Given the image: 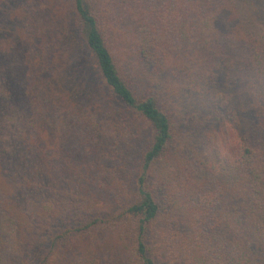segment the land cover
I'll return each instance as SVG.
<instances>
[{
    "label": "trees",
    "instance_id": "obj_1",
    "mask_svg": "<svg viewBox=\"0 0 264 264\" xmlns=\"http://www.w3.org/2000/svg\"><path fill=\"white\" fill-rule=\"evenodd\" d=\"M19 1L29 19L27 26H32L31 34H36L30 37L34 40L36 55L28 83L30 88L22 79L17 82L7 78V73L9 76L12 73L4 57L2 61L6 64L0 69L6 70L1 79H7L5 86H0L7 96V99L0 97V261L10 247L26 249L33 245L35 240H29L28 235L35 237L38 230L43 236L58 220L54 197L43 192L34 180L38 172L44 173L45 166L37 160L45 159L46 150H34L30 136L37 132L43 137L52 132L57 141L73 140L91 146L93 152L106 149L103 135L111 123H104L94 106L82 109L81 103L73 102L75 94L72 95L70 84L63 85L60 80L65 70L52 66L54 48L63 51L59 49L61 40L67 41L69 32L75 29L94 59L102 85L117 103L112 113L120 107L145 121L151 130V140L141 153L131 198L117 212L100 211L89 195V186L85 185L81 189L79 213L60 230L50 229V240L28 264H63L66 255L75 251L78 255L69 264H94L98 255L96 248L102 246L104 238L108 242L113 239L127 264H264V177L259 176L264 172V106L259 108L262 118L256 123L259 131L254 139L255 149L246 137L236 136L231 144L232 154L239 152V155L234 160L219 159L225 164L218 168L210 166L212 173L203 182H210V177H214L212 189L201 194L198 191L205 183L198 182L199 188L188 186L179 182L177 172L176 185L172 182L175 177L172 173H168V178L158 172V164L163 160L168 163L175 153L172 151L175 118L166 104L160 102L156 88H145L138 95L130 86V76H136L137 69L132 71L128 67L131 51L125 45L131 44L138 57H145L150 50L159 56L156 41L164 45L167 41L155 34L156 28L149 22L148 17L154 15L164 24L167 35L174 30L170 45L177 48V40L180 42L189 34L188 22L177 27V17L188 13L190 3L198 0H65L66 9L62 8L53 17H47L40 5L33 11L28 9L26 0ZM117 4L135 16L138 31H135L134 19H130L129 26L134 38L121 34L108 19L113 10L108 7ZM177 5L181 8L177 9ZM207 18L204 16L201 25L202 31L209 32L204 34L209 42L215 33L211 34L212 22ZM68 19L74 28L69 26ZM261 52L260 48L256 49L251 56L255 68L252 89L264 93ZM62 93L64 97L60 96ZM22 96L25 99L20 100ZM230 111L235 110L231 107ZM5 133L13 142L10 153L1 146ZM79 133L85 136L83 140ZM41 141L49 143L42 138ZM181 172L195 175L189 172L185 162ZM54 177L58 178L55 172ZM25 239L31 243H25Z\"/></svg>",
    "mask_w": 264,
    "mask_h": 264
},
{
    "label": "rangeland",
    "instance_id": "obj_2",
    "mask_svg": "<svg viewBox=\"0 0 264 264\" xmlns=\"http://www.w3.org/2000/svg\"><path fill=\"white\" fill-rule=\"evenodd\" d=\"M26 4L33 11L35 6L40 5L47 12V17H53L67 7L65 0H26ZM190 4L188 13H181L177 17V27L188 22L189 30V34L182 37L180 42L177 40V48L170 45L174 30L167 35L164 24L154 15L148 20L156 28L155 34L167 41L166 45L156 41L159 56L150 50L145 57H138L131 44L125 47L131 51L127 58L128 67L132 71L137 69L136 76H130V86L138 95L143 94L145 88H156L160 102L166 104L175 118V147L172 150L175 153L171 154L168 163L163 160L158 164V172L166 176L172 173L175 176L172 182L176 185L178 172L179 182L199 188V184L205 183L203 178L212 173L210 166L218 168L223 163L220 160H225V157L234 160L239 155V152L232 154L231 144L236 141V136L246 137L251 148L255 149L254 139L259 131V124L256 123L262 118L259 108L264 106V93L252 89L255 68L251 56L260 48L264 59V0H198ZM108 8L113 9L108 19L114 28L134 38V31L129 26L132 25L130 19H134L135 31H138L135 16L120 8L119 4ZM178 8L181 6L177 5ZM204 16L212 22L211 34L215 33L209 42L205 40L208 38L204 39L208 30L202 31ZM67 21L74 28L70 19ZM27 23L29 19L23 13L19 0H0V69L6 64L2 61L4 57L12 73L11 77L7 73V78L17 82L22 79L25 86L30 88L28 83L36 55L31 38L36 34H31L32 26H27ZM69 33L67 41L60 42L59 49L63 51L50 50V53L53 50L51 57H54L52 66L57 65L65 70H61L63 76L60 80L63 85L70 84L69 89L72 95L75 94L73 102L81 103L82 109L94 106L102 121L111 123L103 135L106 149L93 152L91 146L73 140L57 141L52 132L43 137L37 132L30 136L34 150H46L43 154L45 159L37 160L45 166L44 173L42 170L38 172L34 180L43 192L54 197L58 220L45 230L43 236L38 230L35 237L28 235L29 240L35 242L31 245L25 239L24 242L30 244L26 249L10 247L0 261L2 264H28L35 254L38 256L50 240L49 230H60L79 213L82 206L81 189L85 185L89 186V195L100 211L117 212L120 205L131 198L141 153L151 140V130L145 121L120 107H116L118 111L115 114L112 113V107L117 103L113 102L110 92L102 85L94 59L76 30ZM216 44L218 46L214 50ZM4 72L0 71V86H5L7 80L1 79ZM3 91L0 88V97L7 99ZM64 95L62 93L60 96ZM21 99H25V96ZM231 107L234 112L230 111ZM115 116L116 119H113ZM113 122L118 124L113 125ZM79 135L83 140L85 136ZM41 138L48 141V145ZM1 139L2 148L10 153L12 139L8 133ZM182 162L186 163L191 174H195L193 177L180 173ZM54 172L58 174L57 179ZM259 176L264 177V172ZM213 178L210 177V182H206L198 192L203 194L211 190ZM108 241L104 238L102 246L96 248L98 255H95L94 264H127L126 258L122 259L119 246L113 239ZM77 255V251L68 253L62 263L69 264Z\"/></svg>",
    "mask_w": 264,
    "mask_h": 264
}]
</instances>
